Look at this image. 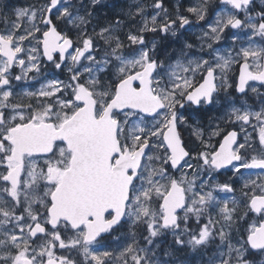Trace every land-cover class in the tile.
I'll return each instance as SVG.
<instances>
[{
	"label": "snow or ice",
	"instance_id": "6c2138e0",
	"mask_svg": "<svg viewBox=\"0 0 264 264\" xmlns=\"http://www.w3.org/2000/svg\"><path fill=\"white\" fill-rule=\"evenodd\" d=\"M261 89L264 0H0V264H264Z\"/></svg>",
	"mask_w": 264,
	"mask_h": 264
},
{
	"label": "flooded vegetation",
	"instance_id": "af4514ba",
	"mask_svg": "<svg viewBox=\"0 0 264 264\" xmlns=\"http://www.w3.org/2000/svg\"><path fill=\"white\" fill-rule=\"evenodd\" d=\"M85 2L87 3V0H85ZM105 3H108L109 5L111 4H120L122 3V0H104ZM165 2V7H170L172 4L175 3V0H164ZM9 3L11 6H15V7H22V6H26L28 3H30V0H9ZM185 6H187V0H185ZM112 8L109 7V8H100L98 9V12L101 13V14H104V13H111L112 12ZM194 19V17L192 18ZM73 36V39H75V34L73 33L72 34ZM235 73L238 74V68H235L234 69ZM60 78L61 79H65V77L61 74L60 75ZM35 87H39V85H35ZM261 91H264V89H261ZM251 95V93H249ZM215 115H219V113L215 110V108H209L207 111H201L200 113L196 114V119L199 120V121H202L204 125H207L208 123V119L209 117L211 116H215ZM190 132H191V129H186L183 131V134H184V138L185 140H188L189 136H190ZM194 139V138H193ZM231 175V173H227L226 175H221L220 179L221 180H225L227 179V177ZM240 193L237 192V196H239ZM241 215L243 214V209H241ZM258 259V257H257Z\"/></svg>",
	"mask_w": 264,
	"mask_h": 264
}]
</instances>
